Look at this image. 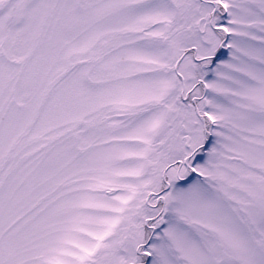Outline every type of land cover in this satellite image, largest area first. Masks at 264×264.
<instances>
[{
  "label": "snow or ice",
  "instance_id": "1",
  "mask_svg": "<svg viewBox=\"0 0 264 264\" xmlns=\"http://www.w3.org/2000/svg\"><path fill=\"white\" fill-rule=\"evenodd\" d=\"M0 264H264V0H0Z\"/></svg>",
  "mask_w": 264,
  "mask_h": 264
}]
</instances>
